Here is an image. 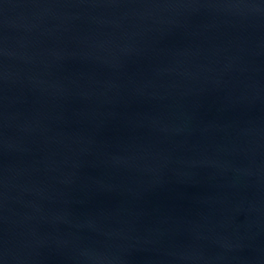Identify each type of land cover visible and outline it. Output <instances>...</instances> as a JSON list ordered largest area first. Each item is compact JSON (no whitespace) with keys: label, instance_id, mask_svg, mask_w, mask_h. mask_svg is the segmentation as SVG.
Returning a JSON list of instances; mask_svg holds the SVG:
<instances>
[{"label":"water","instance_id":"obj_1","mask_svg":"<svg viewBox=\"0 0 264 264\" xmlns=\"http://www.w3.org/2000/svg\"><path fill=\"white\" fill-rule=\"evenodd\" d=\"M0 264H264V0H0Z\"/></svg>","mask_w":264,"mask_h":264}]
</instances>
